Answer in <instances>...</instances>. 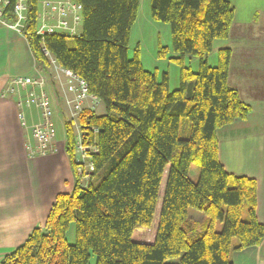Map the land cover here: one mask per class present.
<instances>
[{
	"label": "trees",
	"instance_id": "obj_1",
	"mask_svg": "<svg viewBox=\"0 0 264 264\" xmlns=\"http://www.w3.org/2000/svg\"><path fill=\"white\" fill-rule=\"evenodd\" d=\"M73 1L82 7L79 36L37 35L39 0H26L22 28L43 73L51 66L45 50L105 105L103 115L88 108L79 115L89 138L90 127L99 130L98 152L90 158L94 178L83 188L76 177L71 192L57 194L44 227L34 228L0 264H89L91 254L95 264H233V251L264 239L255 179L227 173L218 157V129L251 112L227 84L230 49L218 50L215 66L206 59L213 42L227 38L233 6L227 0H150L151 17L170 25L178 55L180 84L169 91L166 75L158 81L137 54L128 56L140 0ZM5 15L12 21L11 7ZM185 56L198 58L197 71L183 65ZM183 117L190 128L184 139ZM63 125L64 150L76 168L74 127L66 118ZM191 163L199 167L197 182L188 176ZM189 208L205 221L191 220ZM173 258L178 261H168Z\"/></svg>",
	"mask_w": 264,
	"mask_h": 264
},
{
	"label": "crops",
	"instance_id": "obj_2",
	"mask_svg": "<svg viewBox=\"0 0 264 264\" xmlns=\"http://www.w3.org/2000/svg\"><path fill=\"white\" fill-rule=\"evenodd\" d=\"M227 1L234 9L233 22L218 50L230 49L227 84L237 90L251 112L245 119L218 129V157L227 173L255 179V214L264 225V47H256L264 45V0ZM22 26L0 24V90L13 77L43 73L36 65ZM48 69L51 71V66ZM53 78L52 85L55 81L59 85ZM46 90L50 100L52 89L48 81ZM54 93L57 107L61 94L55 87ZM18 112L15 99L0 97V261L22 244L34 228L44 227L55 197L71 192L74 181L64 139L57 141L54 136V153L30 155L27 145L35 146L30 128L40 121L39 112L34 105L23 108L26 128L21 126ZM59 112L62 114L61 109ZM196 211L189 208L188 217L204 222V214ZM231 259L233 264H264V239L257 246L233 251Z\"/></svg>",
	"mask_w": 264,
	"mask_h": 264
},
{
	"label": "built area",
	"instance_id": "obj_3",
	"mask_svg": "<svg viewBox=\"0 0 264 264\" xmlns=\"http://www.w3.org/2000/svg\"><path fill=\"white\" fill-rule=\"evenodd\" d=\"M11 7L13 24L7 20L6 9ZM26 0H0V24L18 27L26 21ZM82 7L73 0H39L37 12L36 34L43 37L50 34H65L79 36L82 30ZM50 64L55 71V78L59 82V94L69 114L66 119L74 126V143L77 164L76 175L81 168H89L91 155L95 146H88L78 134L80 126L79 115L85 109H94L99 100L88 92L83 79L71 71L59 67L50 54L44 50ZM61 76L64 79H61ZM47 80L44 74L37 72L33 76L13 77L0 90L3 99H15L19 109L18 118L23 128H26V117L23 108L34 105L40 116V121L31 126L30 130L35 140V146L27 145L30 155H46L56 151L54 136L53 111L46 90ZM86 100L90 105L85 106ZM77 133V134H76ZM92 138L96 139L97 131L91 130ZM64 143V142H63Z\"/></svg>",
	"mask_w": 264,
	"mask_h": 264
},
{
	"label": "rangeland",
	"instance_id": "obj_4",
	"mask_svg": "<svg viewBox=\"0 0 264 264\" xmlns=\"http://www.w3.org/2000/svg\"><path fill=\"white\" fill-rule=\"evenodd\" d=\"M138 10V17H136L137 20L135 19L136 22H134L129 35L128 56L132 58L135 54H137L142 64V67L146 71L154 73L158 81H161L163 79V76L166 75L168 90L173 91L177 89L180 84V65L174 59L178 57V55H176L172 50L170 25L165 22L155 21L151 17L150 0H140ZM258 35L255 36L256 39H258ZM220 44H222V40H215L213 50L207 57V62L210 66H214L217 64L218 45ZM256 47H264V45ZM198 62V58L185 56L183 60V65L185 67H189L192 71H197ZM49 73L51 75L45 73L44 76L46 77L48 83H51L52 93L55 97L56 95L54 93V87L58 90L59 85L56 83V81L55 86L52 85V81L54 79L53 77L55 76V71L53 68L51 71L49 70ZM62 78L64 77L62 76ZM52 93L50 94V101L52 99L51 106L54 112L53 120L55 124V136L56 140L60 141L64 139V125L62 123V114H60L59 110L61 109V111H64L65 116H68L69 110L66 107L65 102L63 101L62 103L61 96L57 97L59 98L57 100L58 105L57 107H55L56 99L53 98ZM87 105H90V100H86L85 106ZM95 113L98 115H103L106 113L105 105L102 102H99L97 104ZM189 134L190 128L188 121L183 117L181 118L179 123V135L181 138L184 139L187 138ZM178 152L179 148L178 146H176L173 153L176 155ZM102 176V173L98 174L95 177L94 184H97L101 180ZM188 176L193 182L198 181L199 167L196 163H191L188 171ZM200 225L201 224H198L199 229ZM222 226L223 224L220 221H217L214 224V230L220 231L222 229ZM66 238L69 244H73L75 241V225L73 222L69 225V228L66 232ZM234 243H236V239H233V244ZM95 259L96 257L91 254L89 264H95ZM168 261L177 262L178 258H173Z\"/></svg>",
	"mask_w": 264,
	"mask_h": 264
},
{
	"label": "bare ground",
	"instance_id": "obj_5",
	"mask_svg": "<svg viewBox=\"0 0 264 264\" xmlns=\"http://www.w3.org/2000/svg\"><path fill=\"white\" fill-rule=\"evenodd\" d=\"M39 3V2H38ZM51 67L53 68V66L51 65ZM54 69V68H53ZM97 98V97H96ZM98 99V98H97ZM99 100V99H98ZM62 102H63V99H62ZM100 102V100H99ZM98 102V103H99ZM97 106V105H96ZM96 106L94 107V109H91V110H94L96 109ZM52 107V106H51ZM89 109V108H88ZM62 117H63V120L65 118V115H64V111H62ZM74 127V126H73ZM77 132L78 134H80V136L83 138V141L86 145L88 146H95V152L91 155V157L93 155H95L97 152H98V148H97V139H93V138H89L87 135H86V131L81 127V126H78L77 127ZM55 130V128H54ZM90 130H96L97 131V134H98V128L92 126L90 127ZM75 132V130H74ZM77 134V133H76ZM90 165H91V169L89 168H81L80 171H78V174L76 176V172H75V168L74 169V180L76 179L77 177V181L79 182V184L85 188L87 187L93 180L94 178V173H95V167H94V164L92 162V160L90 161ZM6 256V255H5ZM4 256V257H5Z\"/></svg>",
	"mask_w": 264,
	"mask_h": 264
}]
</instances>
